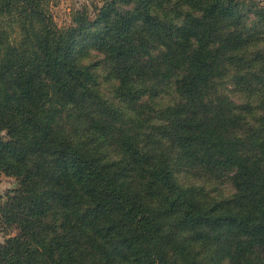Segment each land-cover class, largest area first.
<instances>
[{
  "label": "trees",
  "instance_id": "1",
  "mask_svg": "<svg viewBox=\"0 0 264 264\" xmlns=\"http://www.w3.org/2000/svg\"><path fill=\"white\" fill-rule=\"evenodd\" d=\"M101 1L0 0V264H264V0Z\"/></svg>",
  "mask_w": 264,
  "mask_h": 264
},
{
  "label": "rangeland",
  "instance_id": "2",
  "mask_svg": "<svg viewBox=\"0 0 264 264\" xmlns=\"http://www.w3.org/2000/svg\"><path fill=\"white\" fill-rule=\"evenodd\" d=\"M102 4L103 2L101 0H52L51 12L53 13L55 22L60 27H68L72 25V22L75 18L74 14L76 12L85 10L86 15L93 16L94 14H96V6H101ZM82 45L84 44L81 42L79 46L81 47ZM87 59L88 61L86 62V64H88L92 68V70L102 78L101 86L105 93L108 94L106 90L110 88L111 83L107 81L105 77L106 71L103 66V58L98 52H96L95 50H91ZM231 85L232 84H229L228 86H230L231 88ZM110 99L114 101L113 97ZM234 99L237 101V96L234 97ZM0 138H2L1 135ZM218 186L224 187L223 184H218ZM17 188V180L6 177L3 173H0V201H6L8 193L16 190ZM228 190L230 192V188H228ZM16 234V230L5 232L0 227V244H5L12 237L16 236Z\"/></svg>",
  "mask_w": 264,
  "mask_h": 264
}]
</instances>
